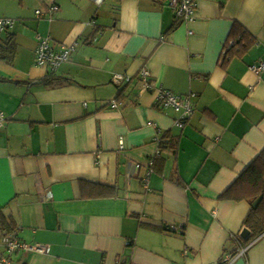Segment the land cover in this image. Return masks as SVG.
Masks as SVG:
<instances>
[{
    "label": "crops",
    "instance_id": "obj_1",
    "mask_svg": "<svg viewBox=\"0 0 264 264\" xmlns=\"http://www.w3.org/2000/svg\"><path fill=\"white\" fill-rule=\"evenodd\" d=\"M77 1L0 0V19L14 20L0 44H16L0 61V238L4 219L48 248L10 264H264V233L239 236L249 204L220 198L264 149V70L249 68L264 60V0H195L191 22L167 0ZM234 21L255 43L222 67ZM36 34L76 43L54 73L34 64ZM157 88L195 94L183 128L155 106Z\"/></svg>",
    "mask_w": 264,
    "mask_h": 264
},
{
    "label": "built area",
    "instance_id": "obj_2",
    "mask_svg": "<svg viewBox=\"0 0 264 264\" xmlns=\"http://www.w3.org/2000/svg\"><path fill=\"white\" fill-rule=\"evenodd\" d=\"M97 6L102 4L104 0H90ZM167 5L170 7L174 14L175 21L191 22L195 17L196 12V1L195 0H167ZM58 11V6L52 4L47 8L49 15H54ZM35 14L37 17L42 15L40 10H36ZM14 20L8 18L0 19V34L4 32L7 28L12 27ZM36 47L34 52V64L39 68H46V70L51 74L54 73L61 65L69 61L71 53L76 47V43H71L69 45H59L55 46L52 43L51 37L49 35L41 36L36 34ZM250 70L259 75L264 70V60L249 67ZM138 79L140 83L141 90L147 91L152 89L150 82V74L145 68H141L138 72ZM112 83L120 85L122 83H128L131 81L129 76H124L121 74H114L111 78ZM195 94L189 93L187 95H178L172 93L169 90L163 88L155 89L154 93V104L160 110L171 109L176 114V119L174 120V126L178 128H183L189 118L194 112L193 99ZM115 101L111 104L114 107ZM5 117L0 113V126H2ZM152 163H150L151 165ZM143 176L144 186L147 187V181L150 173L152 172L151 166ZM136 168L140 165L136 164ZM0 245L2 246V253L0 255V264H10V254L14 251L23 250L26 252H35L44 254L48 252L46 246L40 245H28L20 241L14 234H6L0 238ZM244 253V250L240 251V255ZM230 255L225 256V260H231Z\"/></svg>",
    "mask_w": 264,
    "mask_h": 264
},
{
    "label": "trees",
    "instance_id": "obj_3",
    "mask_svg": "<svg viewBox=\"0 0 264 264\" xmlns=\"http://www.w3.org/2000/svg\"><path fill=\"white\" fill-rule=\"evenodd\" d=\"M254 43L255 40L250 34L238 22L234 21L223 47L221 66L224 67L233 57L243 55ZM15 48L14 36L8 34L3 44H0V61L12 64ZM0 80L4 81L5 79L0 77ZM53 80H55L53 75L48 74L39 81L50 84ZM95 187L98 190L95 195L109 196L114 194L112 189L105 186L97 185ZM260 195H262L261 201L256 208H253L252 204ZM220 198L246 201L249 204L248 213L243 220V228L249 230V236L245 239L246 243L264 233V149L222 193ZM1 226L7 234L13 230L11 223L7 224L4 219L1 220Z\"/></svg>",
    "mask_w": 264,
    "mask_h": 264
},
{
    "label": "water",
    "instance_id": "obj_4",
    "mask_svg": "<svg viewBox=\"0 0 264 264\" xmlns=\"http://www.w3.org/2000/svg\"><path fill=\"white\" fill-rule=\"evenodd\" d=\"M262 199V195H260L255 201L254 203L252 204L253 208H256L259 204V202L261 201ZM239 236L242 238V239H246L248 236H249V230L246 229V228H243L242 231L239 233Z\"/></svg>",
    "mask_w": 264,
    "mask_h": 264
},
{
    "label": "rangeland",
    "instance_id": "obj_5",
    "mask_svg": "<svg viewBox=\"0 0 264 264\" xmlns=\"http://www.w3.org/2000/svg\"><path fill=\"white\" fill-rule=\"evenodd\" d=\"M31 1V3H32V5L34 4V0H30ZM59 1H63L68 7H73L74 5H76L77 4V2H79V1H77V0H59ZM50 6V5H49ZM44 10L43 11H45L46 9H47V7H42ZM42 8H40V10L42 9ZM37 9H39V8H37Z\"/></svg>",
    "mask_w": 264,
    "mask_h": 264
}]
</instances>
